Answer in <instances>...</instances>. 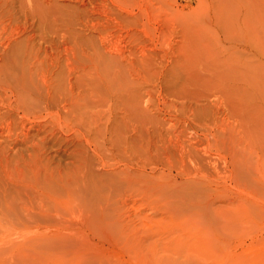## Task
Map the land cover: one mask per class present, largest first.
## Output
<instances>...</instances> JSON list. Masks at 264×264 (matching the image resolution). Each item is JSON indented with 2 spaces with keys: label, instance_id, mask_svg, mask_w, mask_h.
Here are the masks:
<instances>
[{
  "label": "rangeland",
  "instance_id": "1",
  "mask_svg": "<svg viewBox=\"0 0 264 264\" xmlns=\"http://www.w3.org/2000/svg\"><path fill=\"white\" fill-rule=\"evenodd\" d=\"M0 14V264H264V0Z\"/></svg>",
  "mask_w": 264,
  "mask_h": 264
},
{
  "label": "bare ground",
  "instance_id": "2",
  "mask_svg": "<svg viewBox=\"0 0 264 264\" xmlns=\"http://www.w3.org/2000/svg\"><path fill=\"white\" fill-rule=\"evenodd\" d=\"M0 15H1V14H0ZM9 56H10V55H9ZM8 58H9V57H8ZM11 58H12V57H11ZM3 61H4L3 64H4V65H7V64H5V60H4V59H3ZM0 63H2V62H0ZM6 63H7V62H6ZM3 64H2V65H3ZM4 65H3V66H4ZM3 66H2V67H3ZM8 66H9V65H7V67H8ZM10 66H11V65H10ZM4 68L6 69V67H4ZM9 68H10V67H9ZM9 68H8V69H9ZM3 70H4V69H3ZM5 71H8V70H5ZM20 71H21V70H20ZM0 72H1V68H0ZM3 74H4V73H3ZM3 74H2V75H3ZM0 75H1V74H0ZM32 76H33V75H32ZM7 77H8V76H7ZM9 78H10V77H9ZM4 79H6V78H4ZM13 79H14V78H13ZM22 79H24V78L22 77ZM25 79H26V78H25ZM30 79H31V78H30ZM9 80H10V79H9ZM20 80H21V79H20ZM12 81H13V80H12ZM21 81H22V80H21ZM24 81H25V80H24ZM24 81H23V82H24ZM1 82H2V81H1ZM21 86H22V85H21ZM17 87H18V86H17ZM23 87H24V86H23ZM23 90H24V89H23ZM33 93H34V92H33ZM41 94H42V93H41ZM24 97H25V96H24ZM41 97H42V96H41ZM27 99H28V98H27ZM39 102H40V101H39ZM39 105H40V104H39ZM29 106H30V105H29ZM41 106H42V105H41Z\"/></svg>",
  "mask_w": 264,
  "mask_h": 264
}]
</instances>
